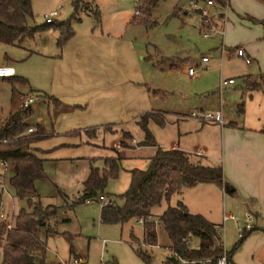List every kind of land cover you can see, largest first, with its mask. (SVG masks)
Segmentation results:
<instances>
[{
  "label": "rangeland",
  "instance_id": "rangeland-1",
  "mask_svg": "<svg viewBox=\"0 0 264 264\" xmlns=\"http://www.w3.org/2000/svg\"><path fill=\"white\" fill-rule=\"evenodd\" d=\"M74 1L78 6L77 10L72 4ZM143 1L146 4L150 2ZM143 1L32 0L33 18H29L30 24L45 23L44 14L55 8H59L56 20L68 19L75 13L76 19H71L75 32L73 39L60 49L56 44L57 32L49 29L37 33L32 40L26 39L23 42L25 49L0 42V63L7 57L12 59L16 76L28 80L27 83L0 79V118L4 119L10 110L16 109L18 94H26L34 98L35 104V109H32L26 119L28 127L35 128L38 124H43L46 132L51 133L53 123L57 129L50 137L32 144L30 149L44 159V170L50 178V182L38 181L36 186L44 205L63 204V198L54 192V185L67 194V201L77 199L91 169H101L104 166L103 158L117 153L123 157L121 169L117 177L108 179L105 193L111 199H114L113 194L123 193L129 186L130 170L146 169L150 157L155 153L152 149L156 150L155 146L140 145L144 134L135 121L143 111H163L164 126L153 121L148 124L156 142L163 146L180 141L183 146L201 138L193 132L197 122L196 117L192 116L194 113L203 114L218 109L222 119L233 120L243 114L241 108L244 109V91L247 90L240 83L244 75L258 72V67L255 68L253 62L251 65L243 63L241 57L230 54L227 49L250 42L247 51L254 61L257 60L255 55L264 59L261 43L264 38L261 39L260 34L257 40L254 38L256 32L260 31V26L246 17L252 15L249 12L256 13L258 9H262V2L223 0L228 2V7L223 3L217 8L205 6L206 0L198 1L197 5L204 10V14L199 10L200 20V16L189 7L191 0H156L149 9L150 20L156 21V24L146 27L133 21L139 17L136 11ZM94 4L99 11V22L92 14ZM185 10L189 12L183 13ZM175 11L176 14H173ZM199 21L205 26H201ZM87 35L96 38L94 40ZM83 36H86L85 40ZM76 43L82 46L78 58L72 54ZM223 46L227 49L220 51L224 49ZM26 50L36 52L28 56ZM108 55L113 56L112 61ZM201 56H206L208 61L204 67L196 69L194 76L197 77L191 79L183 69L193 64L199 66ZM23 57L28 58L22 60ZM185 58L190 59L184 61ZM78 64L81 65L80 69ZM170 64H177L178 67H170ZM2 65L11 66L7 60ZM73 68L82 71L83 80L79 81L80 73L74 72ZM107 68L113 71L109 77L102 75ZM97 71L100 74L94 73ZM219 71L222 78L231 76L234 83L218 92ZM63 73L65 78L62 85L56 78H60ZM249 79L256 80V76ZM88 86H97L95 89L101 90V99L96 98V102L103 105L104 109L83 105L77 114L63 117L59 125V114L67 107H63V102L58 109L59 106L49 103L43 94L63 99L62 95H77L78 91ZM128 86H139L144 90L147 98L140 105L143 107H134L136 104L130 106L127 102L126 98L131 99L132 96V93H127ZM51 92H57L60 96ZM134 100L138 102L136 94ZM104 124H109V127H99L95 136L83 131L73 136L62 135L75 128ZM62 128L67 130L61 131ZM207 129L208 127H204L198 132L205 136ZM60 142L80 145L54 147ZM115 143L116 146L112 148ZM49 148L51 151L45 150ZM200 163L215 164L212 159H202ZM6 171L7 174L10 173V166ZM198 188H184L181 194H172L168 202L164 200L160 206L152 208L153 215L161 213L167 204L174 206L178 201L187 204L194 213L193 211L200 209L198 204H205L206 198L211 199L210 194L206 197ZM221 194H227L226 190ZM110 198L101 200L95 197L72 208H60L49 221V226L58 231V234L46 235L44 227L38 230V234L46 242V264H112L113 261L118 264H175L171 260L169 240L161 227H157L156 245L150 246L141 243L142 225L137 221L131 220L122 225L100 222L101 203L109 202ZM1 200V212L9 222L19 207L25 204L15 197L13 188L7 183L4 184ZM222 200V196L218 195L210 206V214H199L206 219L209 216V221L222 226L223 247L228 251L241 233L243 218L237 209L227 206L226 199L225 205ZM228 213L232 215V219L222 221L223 214ZM66 234L72 237L71 242ZM131 234L140 240L137 243L141 244L135 246L141 247L149 256L148 260L134 251ZM70 244L74 248V256L69 254ZM232 262L264 264L263 233L250 232L236 247ZM181 264L190 263L181 261Z\"/></svg>",
  "mask_w": 264,
  "mask_h": 264
},
{
  "label": "trees",
  "instance_id": "trees-1",
  "mask_svg": "<svg viewBox=\"0 0 264 264\" xmlns=\"http://www.w3.org/2000/svg\"><path fill=\"white\" fill-rule=\"evenodd\" d=\"M149 1L147 4L145 1L142 2L139 10L136 11L139 17L133 20L146 27L156 24V21L150 20L149 17V9L156 0ZM198 1L202 0H191L193 3ZM210 1L217 8L223 3L227 6V2L223 0ZM260 1L264 5V0ZM72 4L75 9L78 8L76 1ZM188 12L185 10L183 13ZM192 12L200 16L199 10L192 9ZM92 14L98 20L99 11L96 5L92 9ZM173 14H176V11ZM246 17L260 24L264 38V14L259 19ZM29 18H33L32 0H0V42L23 48V42L26 39L32 40L37 33L52 29L58 34L56 44L61 49L75 34L71 24V19H76L75 13L68 19L56 20L55 18L52 22L43 24H30ZM199 18L201 20V16ZM200 25L205 26L201 22ZM170 67H178V65L170 64ZM249 78V75H244L241 81L247 91L264 89V73H258L256 80L250 81ZM10 82L28 83V80L20 76H11ZM43 97L49 103L53 102L56 107L62 104L53 95L43 94ZM31 113V107L14 109L4 119L0 118V182L5 178L3 168L8 163L13 164L8 184L13 188L15 197L25 202L12 215L11 222L7 221L6 217L0 218V264H46V242L38 234V230L44 227L46 235L58 234V231L49 226V221L60 208H72L99 196L110 198L105 193L107 181L117 177L121 169L123 157L115 150L117 154L103 158L104 166L101 169H91L83 181L82 193L77 199L67 201V194L59 191L54 185V192L63 198V204L44 205L35 183L49 181L50 178L44 170V159L30 149L32 144L50 137L52 133L44 132L40 124L28 132L26 119ZM150 121L164 126L163 111L156 109L143 111L135 121L144 134L140 145L155 146V153L150 157L146 169L130 170L129 186L123 193L113 194L114 199L110 198L109 202L101 203L100 222L122 225L131 220L137 221L142 225L141 243L150 246L156 245L157 227H161L169 240L171 260L175 264H181V261L190 264H215L223 254L226 264H233L231 257L236 247L257 228L242 230L231 249L227 251L223 247L221 226L211 223L199 213H191L182 201H178L174 206L167 204L161 213L153 215L154 206H160L164 200L168 202L172 194H181L184 188H191L198 184H212L220 188L226 187V189L228 187L223 181L219 165L201 164L199 160H192L189 153L180 149L160 148L148 127ZM99 127L106 129L109 124L75 128L63 134L73 136L83 131L90 133V136H95ZM125 134L128 135V133ZM2 191L3 188H0V212ZM258 229L264 234V228ZM66 237L71 242L72 237L69 234H66ZM131 238L134 251L144 260H148L149 256L142 251L141 247L135 246V244H141L137 243L140 240L132 234ZM69 254L75 255L71 244ZM112 264L118 263L113 261Z\"/></svg>",
  "mask_w": 264,
  "mask_h": 264
},
{
  "label": "crops",
  "instance_id": "crops-1",
  "mask_svg": "<svg viewBox=\"0 0 264 264\" xmlns=\"http://www.w3.org/2000/svg\"><path fill=\"white\" fill-rule=\"evenodd\" d=\"M227 7H228V2H227ZM262 7L263 8L258 9L256 13L249 12V14L253 15V16L252 15H249V16L257 18V19L261 18L264 14L263 4H262ZM225 19L226 18H224V20ZM199 24H200V21H199ZM247 25H248L247 27L250 28L249 24ZM258 25L260 26V24ZM221 28H223V23L221 24ZM221 34H222V30H221ZM259 34L261 35V39H263L261 26H260V31H257L255 34L254 38H256V40L258 39L257 36H259ZM87 36H90V35H87ZM73 37L71 39H73ZM85 37L86 36H83L84 40H85ZM90 37L93 38L94 40L96 38V36H90ZM261 43H263V48H264V40ZM250 44H251L250 42H246L244 45H237L233 47V49H227L225 48L226 46H223L224 49L222 48L221 50L223 51L227 49L228 52H230V54L235 55L233 53V50H235L236 48H241L244 52L245 57L248 58L249 60L248 63H245L243 58L241 57L242 62L247 65L248 64L251 65V63L253 62L252 64L255 65V68L256 66L258 67V72L247 74L251 77V76H257L258 73L259 74L264 73V59H261L257 55H255L257 57V60H256L257 62L254 61L252 56H250L249 52L247 51ZM86 48L87 47H85V49ZM22 49H25V47H23ZM81 49H82V46L76 43L74 45V51H72V54H74L76 58H78L81 55ZM33 52L35 53L36 51H33V50L32 52L27 51L28 56L32 55L31 53ZM255 53H257V51ZM262 54L264 55V53ZM96 57L99 58V56H96ZM25 58H28V57H23L21 59L23 60ZM108 58L110 61H112L113 56L108 55ZM6 60L10 62V65L13 66L15 70V67L11 61L12 59L7 57ZM6 60L2 61L0 65L6 62ZM80 66L81 65L78 64L79 69H80ZM78 68H73V70L76 73L77 72L80 73L81 77H78V78H79V81H81L84 79V77L81 75L83 74L82 71L80 70L79 72ZM109 69L110 68H107L106 71H103L102 75L109 77L111 74H113V71H109ZM183 70H184V73L186 74L185 69ZM94 73L100 74V71H97ZM218 74H219L218 77L222 78L220 71ZM194 75L196 74H193L191 76V79L197 77ZM14 76H16V70H15ZM129 76H127V78ZM64 78H65V75L63 73L60 78H56V81L57 82L60 81L59 83L63 85ZM226 78H232V77L227 76ZM0 79L4 81H10L11 77L10 78L9 77L0 78ZM240 85L243 86V83L241 82ZM96 87L97 86H91L89 88L88 86L87 88L78 91L77 92L78 96L75 93L73 96H70V97H65V95H62V97L64 96L63 99L58 98L62 103L61 105H59L58 109L62 107L63 102H64L63 107H67V109H62L64 111H61V113L59 114L60 116L58 118V122H59L58 124L60 125V120L62 121V119H64L63 117H65L66 115L77 114L79 111V108L83 107V105L92 106L98 109H104L103 105L96 102V98L101 99L99 95L101 93V90L95 89ZM225 87H228V86H225ZM225 87H222V88H225ZM222 88H218L217 86L218 92ZM126 90H128L127 93H132L131 99L126 98L127 102L130 103V106H133L134 104H136L134 107L136 106L138 108L143 107L140 105L142 104V102L146 101V98H147L144 90L140 88L139 86H128ZM51 93H54L55 95L60 96V94L57 92H51ZM135 94L138 97L137 103L134 100ZM244 94H245L244 109L242 108L243 114L242 115L240 114V117L238 116V118L234 120L228 119V118L222 119V114L220 110L218 109L212 110V111H220V115H221L220 122L206 121L200 117H196L197 122L195 123L193 132L195 133V135H200L201 138H197L195 141H192L190 144H185L183 146H181V141L180 143L172 142L165 146L159 143H157V145L163 150L180 149L182 151H185L189 153L192 160L196 159V160L201 161L202 159H212L213 162H215V164H212V165H219L221 167L223 181L227 183V187H228L227 189L226 187L220 188L212 184H198V185H195L189 188V189H194L196 187H199L198 189L204 192L206 194V197L209 196L208 194H210L211 196V199L206 198L204 200L205 204L203 203L198 204L197 206L200 209L193 211L194 213L205 214L206 212V214H210L211 209H212L210 206L213 200L218 195H220L223 198L222 200L223 205H225L224 201L226 199L227 206L230 209H237L240 212V214H242L243 220H244V216L246 213L250 215V224H251L250 228H257L251 232L262 233L258 228H264V132H263V128H264V89L244 91ZM25 95L18 94L16 109H18L19 101L27 96ZM30 107L31 109H35V104H32ZM9 112H11V110ZM79 121L81 122V120ZM58 124L56 125L58 126ZM40 125L42 127V130L46 132L44 125L43 124H40ZM204 127H208L207 135L201 136L202 132L199 133L198 131L203 130ZM52 128L53 129H51L52 131L50 132L53 135L55 131L57 132V129L54 127L53 123H52ZM63 130L65 131L67 129L62 128L61 131ZM116 144L117 143H115V145H112V148L113 146L115 147ZM72 145H80V144L79 143L72 144V142H62V143L60 142V144L54 147H57V146L67 147V146H72ZM45 150H48V152L51 151L50 148L45 149ZM152 151L155 152V149H152ZM8 166H10L9 174H7V171H6ZM12 170H13V164H10V163H8L5 166V168H3V171L5 173V178L2 184L3 189H4V184L6 183L8 184V179H9V176L12 174ZM37 184L38 182L35 183V186H37ZM225 190L227 194L222 195L221 192H224ZM186 206L188 210L190 211L189 206L187 204ZM229 216H232V215L229 213L227 215L223 214L222 221L227 218L232 219ZM208 218L209 220H211L209 216H207V220ZM213 224H216V223H213ZM221 230H222V226H221ZM231 261H232V257H231Z\"/></svg>",
  "mask_w": 264,
  "mask_h": 264
},
{
  "label": "built area",
  "instance_id": "built-area-1",
  "mask_svg": "<svg viewBox=\"0 0 264 264\" xmlns=\"http://www.w3.org/2000/svg\"><path fill=\"white\" fill-rule=\"evenodd\" d=\"M205 6L209 7V6H213V3L210 1V0H206L205 1ZM226 6V4H225ZM189 7L191 9H197V10H200L203 14H204V10L203 9H200L199 8V5H197V3H189ZM58 10L59 8L57 9H53V10H50L49 12L45 13L44 14V19H45V22L46 23H49V22H52L56 16L58 15ZM222 51V50H221ZM233 53L236 55V56H239V57H242L244 62L245 63H248L249 60L248 58L245 57L244 55V52L241 48H236ZM207 62V57L206 56H201L199 58V61H198V65L197 66L196 64H193L192 66H187L185 68V72L189 75V76H192L196 69H198L199 67L203 66L204 67V64ZM15 74V70L12 66H9V65H0V78H6V77H11V76H14ZM233 83V80L232 78H219L218 79V88H222V87H225V86H228L229 84H232ZM34 102V98L31 97V96H26L24 97L23 99H21L19 101V104H18V109H23V108H28L30 107ZM193 117H200L206 121H212V122H220L221 120V115H220V111H213V112H207V113H203V114H197V113H194L192 114ZM34 130L33 127H29L27 129L28 132ZM0 188H2V185H0ZM99 199L103 200L104 199V196H99ZM4 215L2 212H0V218H3ZM230 218H232V216H229ZM224 219V217H223ZM243 227L240 228L241 231L242 230H248L250 229L251 227V224H250V215L249 214H245L244 216V220H243ZM75 261V260H74ZM225 256L224 254L219 257L215 264H226L225 262ZM51 264H54V263H51ZM203 264V263H202Z\"/></svg>",
  "mask_w": 264,
  "mask_h": 264
}]
</instances>
